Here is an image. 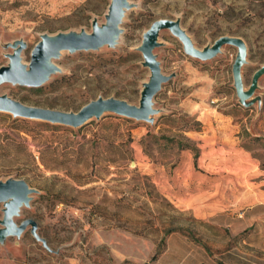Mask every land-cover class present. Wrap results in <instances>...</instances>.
<instances>
[{
  "label": "rangeland",
  "instance_id": "obj_1",
  "mask_svg": "<svg viewBox=\"0 0 264 264\" xmlns=\"http://www.w3.org/2000/svg\"><path fill=\"white\" fill-rule=\"evenodd\" d=\"M126 3L112 46L61 52L40 87L1 82L0 96L73 113L97 98L137 106L149 79L139 48L160 19L178 22L199 50L220 36L241 39L244 91L264 65V0ZM108 4L0 0V67L18 43L27 67L42 36L103 26ZM155 43L152 54L168 80L152 98L149 121L104 111L69 127L0 111V182L22 180L31 190L12 220H33L45 242L30 227L0 237V264H186L192 255L218 256L230 230L248 223L242 208L252 205L253 221L264 227V73L240 102L231 73L235 47L201 60L185 55L167 29ZM194 122L198 130L186 131ZM185 139L198 149L196 166L192 152L177 146ZM3 209L0 202V222Z\"/></svg>",
  "mask_w": 264,
  "mask_h": 264
},
{
  "label": "water",
  "instance_id": "obj_2",
  "mask_svg": "<svg viewBox=\"0 0 264 264\" xmlns=\"http://www.w3.org/2000/svg\"><path fill=\"white\" fill-rule=\"evenodd\" d=\"M126 2L127 0H109L104 25L100 27L93 23L90 33L58 34L53 38L42 36L30 52L27 69L20 63V53L24 49V44L18 43L12 54L8 56L9 64L0 67V83L10 82L20 86L38 88L44 83L47 75L54 71L50 60L57 58L61 52L91 51L105 45L112 46L116 35L119 33L118 24L122 10L127 7ZM161 29H167L180 41L185 55L201 60L212 58L223 45L235 47L237 52L232 63L231 73L236 96L240 102H243L252 95L258 77L264 73V65L253 73L250 85L244 91L240 67L244 63L245 45L241 39L232 36H220L209 47L199 50L192 45L178 22L160 19L154 21L146 30L139 48L142 65L149 70V79L140 92L137 106L115 98H97L73 113L30 107L6 96H0V111L11 113L15 117L38 119L69 127H80L92 117L99 118L104 111H113L138 121H149V115L153 112L151 108L152 98L159 91L161 84L168 80V77L160 73L152 54V49L156 46V35ZM30 193L31 190L22 180L7 179L0 182V202L4 204L3 217L0 222L2 225L0 237H18L27 227H30V234L33 238L44 245V240L36 233V224L33 220H24L19 225H16L12 220V216L17 213L21 204L27 203Z\"/></svg>",
  "mask_w": 264,
  "mask_h": 264
},
{
  "label": "crops",
  "instance_id": "obj_3",
  "mask_svg": "<svg viewBox=\"0 0 264 264\" xmlns=\"http://www.w3.org/2000/svg\"><path fill=\"white\" fill-rule=\"evenodd\" d=\"M253 207L240 210L246 214L248 223L242 230H230L227 244L218 256L192 255L186 264H264V227L254 222ZM254 222V223H253ZM249 228V229H248ZM200 253V251H198Z\"/></svg>",
  "mask_w": 264,
  "mask_h": 264
},
{
  "label": "trees",
  "instance_id": "obj_4",
  "mask_svg": "<svg viewBox=\"0 0 264 264\" xmlns=\"http://www.w3.org/2000/svg\"><path fill=\"white\" fill-rule=\"evenodd\" d=\"M199 127V123L198 122H194L191 125L188 124V128L186 129V131H197ZM186 143H182V142H177V146L181 149V150H189L190 152H192V158H193V165L196 166V160L198 158V149L194 146L190 145V141L188 139H185ZM261 169H264V165H261Z\"/></svg>",
  "mask_w": 264,
  "mask_h": 264
},
{
  "label": "bare ground",
  "instance_id": "obj_5",
  "mask_svg": "<svg viewBox=\"0 0 264 264\" xmlns=\"http://www.w3.org/2000/svg\"><path fill=\"white\" fill-rule=\"evenodd\" d=\"M101 27V26H100ZM25 69H27V67L25 66Z\"/></svg>",
  "mask_w": 264,
  "mask_h": 264
}]
</instances>
